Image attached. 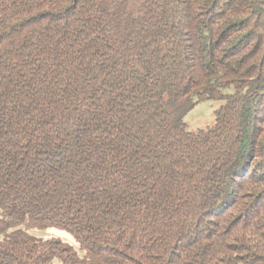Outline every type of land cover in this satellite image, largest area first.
<instances>
[{"label":"trees","instance_id":"trees-1","mask_svg":"<svg viewBox=\"0 0 264 264\" xmlns=\"http://www.w3.org/2000/svg\"><path fill=\"white\" fill-rule=\"evenodd\" d=\"M0 209V264H264V0H0Z\"/></svg>","mask_w":264,"mask_h":264},{"label":"rangeland","instance_id":"rangeland-1","mask_svg":"<svg viewBox=\"0 0 264 264\" xmlns=\"http://www.w3.org/2000/svg\"><path fill=\"white\" fill-rule=\"evenodd\" d=\"M224 103V100L220 99H206L199 101L185 116L186 129L188 131L194 132L199 129H207L213 126L216 122V112ZM31 233L39 238L56 237L61 239L63 242L72 244L78 248L72 235L62 229H34L31 230ZM1 238L2 235L0 234V239Z\"/></svg>","mask_w":264,"mask_h":264}]
</instances>
